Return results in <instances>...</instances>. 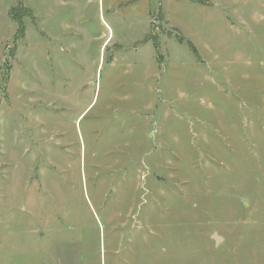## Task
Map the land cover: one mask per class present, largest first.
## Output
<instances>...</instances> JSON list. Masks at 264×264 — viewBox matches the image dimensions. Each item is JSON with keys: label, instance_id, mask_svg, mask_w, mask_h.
<instances>
[{"label": "rangeland", "instance_id": "rangeland-1", "mask_svg": "<svg viewBox=\"0 0 264 264\" xmlns=\"http://www.w3.org/2000/svg\"><path fill=\"white\" fill-rule=\"evenodd\" d=\"M0 264H264V0H0Z\"/></svg>", "mask_w": 264, "mask_h": 264}, {"label": "trees", "instance_id": "trees-1", "mask_svg": "<svg viewBox=\"0 0 264 264\" xmlns=\"http://www.w3.org/2000/svg\"><path fill=\"white\" fill-rule=\"evenodd\" d=\"M21 2H22V0H19V3H21ZM21 18H22V16H21ZM14 21H15L16 25H18L19 33H20V31L23 32L24 27H23L22 21L20 19H18V20L15 19Z\"/></svg>", "mask_w": 264, "mask_h": 264}, {"label": "water", "instance_id": "water-1", "mask_svg": "<svg viewBox=\"0 0 264 264\" xmlns=\"http://www.w3.org/2000/svg\"><path fill=\"white\" fill-rule=\"evenodd\" d=\"M213 239L215 240L216 244L220 242V238H218L216 235L213 236Z\"/></svg>", "mask_w": 264, "mask_h": 264}]
</instances>
